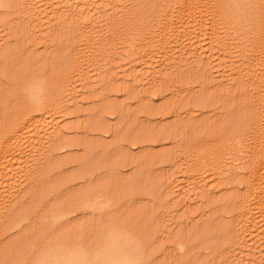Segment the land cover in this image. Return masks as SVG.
Returning a JSON list of instances; mask_svg holds the SVG:
<instances>
[{"label": "rangeland", "instance_id": "374dc122", "mask_svg": "<svg viewBox=\"0 0 264 264\" xmlns=\"http://www.w3.org/2000/svg\"><path fill=\"white\" fill-rule=\"evenodd\" d=\"M41 1L27 11L29 1L0 0V264H39L62 235L67 247L82 242L88 252L104 250L103 264H122L106 243L129 233L119 243L125 254L130 241L137 246L128 264H264V220L243 232L236 223L247 220L241 209L248 192L240 185L253 151L251 143L239 147L240 135L264 129V87L249 76L245 41L224 53H211L209 43L194 45L202 51L192 54L187 35L202 39V32L189 21L185 33L172 38L175 61L154 66L162 53L142 51L138 40L140 21L156 16L153 0H117L121 6L62 0L73 9L60 24L65 5L52 0V9ZM81 14L96 16L89 18L91 31L79 24ZM243 22L230 35L242 37L252 26ZM140 53L148 67L133 63ZM195 53L211 58L213 70L194 69ZM42 77L50 115L29 121L25 111L34 101L28 86ZM193 176L200 187L172 193L176 179ZM217 178L215 193L210 188ZM241 240L248 249L243 256H223Z\"/></svg>", "mask_w": 264, "mask_h": 264}, {"label": "bare ground", "instance_id": "6f19581e", "mask_svg": "<svg viewBox=\"0 0 264 264\" xmlns=\"http://www.w3.org/2000/svg\"><path fill=\"white\" fill-rule=\"evenodd\" d=\"M26 1H29L30 3L25 4V6H27V9L26 8L25 9L27 11L28 10L32 11V9L34 7H36V5H34V3H35L34 1H37V0H26ZM43 1H41V2H43ZM45 1H46L45 4L46 3L47 4L50 3L49 6H51V8L54 7L53 5H51L52 4L51 3L52 0H45ZM60 1H61V5L62 6L65 5L64 6V11H66V12L61 18L57 19L59 24L61 23V21L63 19H65V16L72 11L71 9H73V7L69 3H66L65 1H62V0H60ZM73 1L78 3L77 0H73ZM73 1H71V2L68 1V2L76 4ZM104 1H108V0H104ZM119 1L122 4L123 1L122 0H119ZM166 1H168V2H166ZM110 2H111V0H110ZM153 2H154V4L152 6L151 12L152 13H156V16H155V18L153 20L151 19L150 15L144 16V17H147L146 19L149 18L148 20H145L143 18L146 21V25H145V21L144 22H143V20L140 21L139 26H141L140 28H141V33L142 34H141V36L140 35L138 36L139 37L138 40L142 44V46H141L142 51L148 49V50H152V51L154 50L153 52H156L155 50H159L162 53L160 62L158 64H155V62H153L154 66L155 65L159 66L160 63L161 64L163 63L164 65L165 64L169 65V63L175 61L173 56L177 57L176 56L177 54L176 55H172V54H175L174 52H177L179 49L177 48V51L175 50L173 52L175 47L173 48V50H172L171 47L174 46L175 44L173 45L172 38H174L178 33H180L181 30H182V33H183L188 28L187 25L188 26L190 25L189 21H192V23H194L192 25L195 26V24H196L197 27L199 26V28L201 29V32H202L201 34L202 35H200V34L199 35L202 36V39H204V40L200 39L199 36L198 37H196V36L194 37L193 35L197 34V32L196 33L193 32V34H192L191 32L189 33V31H190L189 30L188 31L189 35H187V38L190 37V39L189 38L188 39H189L190 42L193 43V44L188 43V44L192 45L191 48H190V50L192 49L191 52L189 50L190 53L193 54L195 52L193 50H197V49L199 50V47L195 48L196 46H201L202 47L203 45H206L207 43L210 44L209 45L210 46L209 49H210L211 53H215V52H218V51L224 53V52L227 51L226 48H228L229 45H230V49L232 48V45H233V43H235V41L236 42H237V40L238 41L242 40V42L245 41V45H243V47H244L243 50L244 51H242L244 53V57H245L244 62H245V65L247 67H250L252 69V71L249 72L250 74L249 73L248 74H249L250 77L255 79L254 83L257 86L263 85V87H264V73L262 74V72L264 71V0H262V1L261 0H153ZM113 3H111V4H113ZM116 3H117V0H115V3L113 5H115ZM247 3H249V5L252 4L253 7L250 5L251 8H249ZM91 4H93V6H94V10L93 11H97V10H95V3L93 2ZM119 4H116V5L117 6H121V4L120 5ZM58 6H60V4H58ZM80 6L82 7V6H85V5L82 3L81 5H79V7ZM88 7H89V5H88ZM247 8L252 10L251 13L245 14V12L248 11ZM80 9H79V11H80ZM96 9H97V6H96ZM82 10H83L82 11L83 14L85 15L84 12H85V10H87L86 7L82 8ZM80 13H81V11H80ZM84 15H82L83 19H80L79 24L83 28H85V31H86L87 29L91 28V27H89V26H91L90 22L93 21L92 18H94L96 16H94V17L91 16L92 17L91 18V17H87V15L86 16H84ZM89 18H90L91 21H89ZM132 21L135 22L136 20L134 19ZM240 21H244L243 23L245 25H252V26L249 27V29H246L247 31H244L243 33H241V35L243 34L244 36L242 35V37H240V34L239 35L235 34L236 36L234 38V36L231 34L232 35V38H231V35H230L231 32L229 33L228 31H231L232 29H236L237 28L236 26H238ZM136 22H138V20ZM141 22H143L144 25L141 24ZM132 23H130V25ZM136 24L133 23V27ZM88 31H91V30L89 29ZM130 31H131V29H130ZM196 31H197V29H196ZM224 32L225 33H229V35L228 34L227 35H228V37L230 36V38H228L226 34H224V35H226L225 37L221 36V35H223L222 33H224ZM237 36H239L240 40H239V38ZM192 37H194V38L192 39ZM236 37L238 39H236ZM193 40H195L197 42V45L194 43ZM202 42H203V44H202ZM174 43H176V42H174ZM133 44L134 43H130V44L126 45V49L132 50L133 49V46H132ZM194 45H195V47H194ZM130 52H128V53H130ZM139 52H141V51H139ZM184 53H185V51H184ZM133 56L134 55L129 54L127 56V58L125 57V61H128V59H131ZM195 56H196V53L193 55V58L195 59V61H193V62H195V63H193L194 64V66H193L194 69L203 68L200 71H202L204 69L206 71L207 70H213V69L210 68L212 66H211V64L208 61L209 58L208 59L206 58L207 59L206 60V59H203L204 58L203 56H202V58L199 55H197L198 58H197V56L196 57ZM184 57H186V56H184ZM133 58H135L133 63L135 65H137L138 67L139 66L148 67L147 65H150L148 63V60H146L145 57H144L145 59L142 57V54L139 57H135L134 56ZM210 62H211V60H210ZM150 63H152V62H150ZM161 64H160V66H164V65H161ZM212 65H214V64L212 63ZM152 66H151V69L154 67V66L153 67ZM139 68L141 69V67H139ZM143 81L144 80H142L140 82L143 83ZM44 83H45V79L42 77L41 80L34 81L33 83H31L28 86L29 90H30V92L32 94L33 101H34L33 105H30L27 108V110L25 111L26 112L25 113L26 114V118L29 121H31L34 118L43 117V116L45 117V115L46 116L50 115L49 114L50 112L48 110L51 108V107L49 108V106H51V105L48 106L49 100L47 98L48 95H46V93H48V92H46L47 89H46ZM90 86H92V85H90ZM260 87H261V89L263 88L262 86H260ZM257 88H259V87H257ZM257 88L255 87V89H257ZM84 89H85V86H84ZM255 89H253V91L256 93V91L258 89L256 91H255ZM257 97H261V94L257 95ZM74 99H76V98H73V101H74ZM261 99H262V104H263L262 107H261V110L264 113V103H263L264 102V97H261ZM76 102H78V100ZM63 118H65V117H63ZM25 127H26V124H24L23 128H25ZM54 130H55V128H54ZM65 131L68 132L67 130H65ZM39 137H37V139ZM240 137H242V139H245L239 145V147L241 149H242L243 146L246 149V147H247L246 144L247 143L248 144L251 143L250 146H252V149H253V151H250L251 153H249V166H248V170H246V173H245L246 181L244 182V184L240 185V186L244 187L243 188L244 190L246 189V192L249 193V195L247 193V197L242 201L243 207L241 209V214L243 216H245L247 220L242 222V223H240L239 221L236 222L237 225H239L240 232H241L242 230L244 231L245 228L247 229V228H250V227H252V229L254 228L256 230V226H260V225H258V223H260V222L262 223L263 220H264L263 219L264 218V194H263L264 190L263 191L261 190V189H264V129L256 130V128H255L251 133L247 132L245 134L240 135ZM40 140H42V139H40ZM235 147L238 148L237 146H234V149L232 148L233 151L236 150ZM51 148L53 149V146ZM49 149L50 148L48 147V150ZM236 154L237 155L235 157H233L235 159V160L233 159L234 163L238 162V159H236V158L239 155V152L236 153ZM225 167L226 166H224L223 168H225ZM239 170H241V167L240 166L236 167L235 171L240 172ZM198 172H201V171H198ZM179 176H181V175H179ZM196 177H194V176L192 178L187 177L188 179H185L186 177L185 178L184 177L183 178L179 177V179H176L172 183L173 185L176 186L175 188H174L173 185L171 186V187H173L172 188V193L174 191H176V190L178 191V189H180V188H183V186H185V185L187 186L188 189L191 188V187L194 188V186L196 184H197V186H199L198 185V180H200V177H197L199 179H197ZM218 179L219 178H217V181L214 180V182H212V183H215V184H214V186H212V184H211L212 187L210 189L213 188V190H214L215 186H216L215 187L216 190L220 189V184H218ZM194 190H196V189H194ZM259 190H261L262 192L260 191V193H259L258 192ZM174 193H177V192H174ZM215 193H216V191H215ZM207 194H211V191L209 193H207ZM174 195H176V194H174ZM210 196H212V195H210ZM102 197H103V195H102ZM61 214H63V213H61ZM259 219H260V222L258 221ZM20 224L21 223H19V225ZM19 225H16V227L17 226L19 227ZM118 227H120V225ZM19 228H22V227H19ZM121 228H123V227H121ZM249 230H251V229H249ZM115 232H114L115 234H117V232L119 233V228H118L117 231L115 229ZM64 235H66V234H64ZM129 235H131V234L129 233V234L125 235V236H123L122 234H121V236L118 235V239H120V241L116 239L117 240V242H116V240L114 239L115 240V242L113 240L114 243L113 242L111 243L110 241H109L110 244H109V242L106 243L107 246L115 248L114 253L112 255V260L113 261H116V262L122 263V264H128V263L133 262V259H134V257H136L135 255L137 254V252H135V249L137 248V246H136L134 240H133L132 244H131V241L129 242L128 250H127L126 254L120 249V244H119L120 242L122 243L124 240H128L130 238ZM119 237H121L122 239L119 238ZM62 238H63V235H62ZM62 238L60 239L62 242L67 240V239L65 240V236H64V240ZM251 238H249V240ZM69 240H72V238H70ZM76 240L78 241L80 239L79 238H77V239L74 238L73 242L71 241V243L79 244V243H77ZM243 240L246 241L247 239L243 238ZM243 240H241L239 242H236V243L233 242V244L231 246V249L229 251V255L227 253V254H223V256H225V257L227 256V257H229V259H231L233 257V255H236V253L239 252V251H240L239 252L240 256H241V253H242V256H243V252L245 253V251L248 250V249L245 250L246 242L243 241ZM81 241H82V239H81ZM62 242H60V244H58V245H56L57 243L54 244L55 246L50 248V250H48V252H46L43 255L41 261L39 260L40 262H38V263L39 264H69V262L73 260L72 261L73 264H87L88 262H90L91 258L93 259L94 262L96 261V260H94L93 257H91L92 255H89V252H91V250H89V252H88L87 244H85V247H84L82 242H80L82 245L81 244L77 245L78 246V251H80V252H78L79 254L77 253L78 255L75 256L76 253H73L72 251L75 250L77 248V246L74 245L75 249H73L74 247L72 248V247L68 246V247L72 248V249H69L67 246L63 245ZM67 243H68V245L73 246L72 244H69L70 242H66V245H67ZM83 243H85V240L83 241ZM247 245H248V243H247ZM256 245H258V244H256ZM79 247L81 248V250H80ZM86 247H87V249H85V254L89 255L88 259L85 257L86 255L84 254V248H86ZM242 250H245V251L241 252ZM76 251H77V249H76ZM86 251H87V253H86ZM103 251H95V252L93 251L91 253L92 254L96 253V252L100 253V252H103ZM72 253H73V255H72ZM194 255H193V258H196V255H195V257H194ZM73 256L76 257V258H74ZM71 257H73L74 259L71 258ZM95 259H96V257H95ZM74 261H76V262H74ZM36 263H34V264H36Z\"/></svg>", "mask_w": 264, "mask_h": 264}, {"label": "clouds", "instance_id": "9594fccd", "mask_svg": "<svg viewBox=\"0 0 264 264\" xmlns=\"http://www.w3.org/2000/svg\"><path fill=\"white\" fill-rule=\"evenodd\" d=\"M103 259H104L103 253L102 252L101 253H97V255H96V264H103ZM69 264H73V262L70 261Z\"/></svg>", "mask_w": 264, "mask_h": 264}]
</instances>
